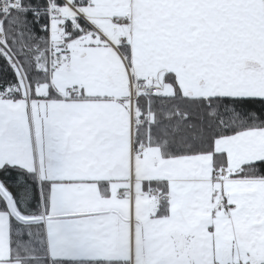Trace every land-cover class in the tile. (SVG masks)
<instances>
[{
  "label": "snow or ice",
  "instance_id": "snow-or-ice-1",
  "mask_svg": "<svg viewBox=\"0 0 264 264\" xmlns=\"http://www.w3.org/2000/svg\"><path fill=\"white\" fill-rule=\"evenodd\" d=\"M0 264H264V0H0Z\"/></svg>",
  "mask_w": 264,
  "mask_h": 264
}]
</instances>
